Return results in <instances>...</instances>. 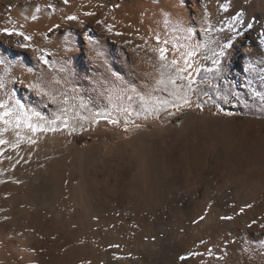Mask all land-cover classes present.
<instances>
[{"label":"bare ground","instance_id":"6f19581e","mask_svg":"<svg viewBox=\"0 0 264 264\" xmlns=\"http://www.w3.org/2000/svg\"><path fill=\"white\" fill-rule=\"evenodd\" d=\"M69 16L76 19L68 20ZM251 18L263 22H260L259 29L238 37L229 32L234 19L239 21L238 28L249 30L243 26L254 23ZM205 24L214 31L205 33ZM178 27L182 31L178 32ZM4 28L22 32L31 39L0 33V84L4 85L0 89V105L6 106L0 107V116L22 106L19 111L30 118L33 125L59 117L58 127L62 132L64 121L70 114L64 111L66 103L73 101L106 108L114 103L121 105L129 100V96L133 99L150 90V85L155 86L162 70L158 51H154L157 48L155 35L177 46L184 42L188 33L192 42L207 43L208 47L202 48L194 60L193 66H198L200 73L207 50L220 30H223L220 42L229 45L223 66L229 73L228 80L242 84L245 91L260 96L264 104V88L259 82L264 81V43L258 40L257 34L264 31V0H68L67 3L65 0H0V29ZM117 32L121 35H116ZM225 33L231 36L230 40H223ZM142 37L147 38V43ZM21 44L28 47H20ZM233 44L234 49L231 48ZM174 54H168V67L163 68L165 78L172 72L170 61ZM41 55L49 61L47 65L39 60ZM180 62L183 63L182 60ZM249 65L255 71H242ZM61 66L65 71H57ZM198 76L194 77L197 81ZM109 80L115 83L109 86ZM41 92H49L50 96H42ZM159 92L162 96L165 94L169 101L173 99L166 92ZM62 93L67 95L62 96ZM189 95L192 98L193 92ZM52 97H55V103L51 102ZM16 116L14 112L12 116L4 117L10 121L8 124L0 121V140L7 141L0 144L3 151L15 144L16 134L28 129L23 123L16 127ZM226 122L208 120L209 128L225 126ZM244 123L247 128L244 127L238 144L240 158L249 167L247 172H239L231 184L239 191V209L236 211H232L233 204L228 205L221 200L223 208L210 209L208 214L198 209L205 218L194 224L189 233L177 235L169 230L156 237L155 242L137 240L132 248L119 243L109 227L107 211L111 207L105 200L90 216L85 212L79 217L80 224L87 228V242L65 246L52 237L50 239L45 232L39 233V239H33V232L29 231L33 240L26 243L27 249L20 253L12 250L2 256L7 251L4 249L0 264H264V229L257 224L249 228L251 222L246 220L249 202L264 192V131H252L249 127L251 119L244 120ZM56 137L52 140L58 143ZM250 154L253 156L248 163L245 159ZM221 216L233 219L225 221L220 219ZM92 217L94 222L90 220ZM171 223L181 226L179 216H174ZM208 249L212 250L211 256ZM181 256L188 258L181 261Z\"/></svg>","mask_w":264,"mask_h":264},{"label":"rangeland","instance_id":"374dc122","mask_svg":"<svg viewBox=\"0 0 264 264\" xmlns=\"http://www.w3.org/2000/svg\"><path fill=\"white\" fill-rule=\"evenodd\" d=\"M251 19V30L263 24ZM248 32L244 29L240 34ZM218 33L210 48H216L215 41L221 40L223 30ZM257 34L264 43V31ZM210 48L191 98L195 104H203L202 110L185 107L170 116L169 112L176 109L169 103L166 111H154L169 99L159 91L149 96L150 89L108 108L66 103L64 111L70 114L62 132L33 134L23 129L21 134L19 130L21 135L16 136L23 139L16 137L9 150L0 149V256L4 249L7 253L2 256L12 250L25 251L26 243L39 239V233L44 232L65 246L87 242V228L80 224L79 217L85 212L90 216L105 200L111 207L106 215L109 227L119 243L132 248L137 240L155 242L169 230L177 235L189 233L194 221L204 216L199 210L208 214L223 208L224 203L233 204L232 211L239 209V193L231 184L249 167L240 158L239 137L248 119L252 120V131H264V104L260 96L228 80L229 73L223 67L225 55L219 57L223 61L217 66L212 63ZM213 81L215 88L210 86ZM259 82L264 88V81ZM97 114L119 123L114 125L105 119L96 123ZM209 119L227 122L209 128ZM51 121L37 125L47 128L52 126ZM248 156L245 161L249 163L253 155ZM259 195L249 202L251 207L246 212V220L257 225L264 224V192ZM174 216H179L181 226L171 223ZM90 220L94 222V217ZM29 231L33 232L32 240Z\"/></svg>","mask_w":264,"mask_h":264},{"label":"snow or ice","instance_id":"6c2138e0","mask_svg":"<svg viewBox=\"0 0 264 264\" xmlns=\"http://www.w3.org/2000/svg\"><path fill=\"white\" fill-rule=\"evenodd\" d=\"M68 0H65V3H67ZM38 10V9H37ZM204 11L202 10V16L204 15ZM32 19H36V17H32ZM68 20H75L76 17L74 16H69L67 17ZM239 24L238 20H233V24L232 26L229 28V32H232L234 35L236 36H240V33L243 29L238 28L237 25ZM244 28H248L249 31L251 30V25L245 24L243 26ZM108 30L111 32L112 28L111 26H109ZM178 32L182 31V29H180L179 27L176 29ZM204 31L205 33H209L211 31H214V29H210L208 27L207 24L204 25ZM0 33L5 34V35H16V36H22L24 38V40H30L31 38L27 35H25L22 32H18L15 31L14 29H8V28H4V29H0ZM116 35H121V33H115ZM191 34L188 33L187 35L184 36V42L182 44H180L179 46H177L176 43L168 40V39H164L163 37L159 36V35H155L154 39H155V44L157 46L156 49H154V51H158L159 54V61L160 64L162 66V70H161V78L159 80H157L155 86H151V92L148 93V95H152L153 93L157 92V91H163L166 92L168 94L169 97H172L173 99L171 101H164L161 103L159 108H155L154 111H161V110H167V106L169 103H171V106L174 107L176 109V112H169L170 116H174L177 113L181 112L185 107L191 108L193 106V100L191 99L189 93H192L195 91V89L193 88V85H197L198 86V81L196 79H194V77L196 75L199 74V67L197 66L196 68H194V60L196 58V56L200 53L202 48L208 47V44H200V43H196V42H192L191 38H190ZM142 39L145 40V43H147V38L146 37H142ZM231 39V36L228 35L227 33L224 34L223 36V40L224 41H228ZM216 44V48H219L220 51H216V48H210L209 50L212 53V63L213 64H219L220 60L219 57L225 55V53L229 50V45L227 43H221L220 41H215ZM20 47L26 48L28 47V45L25 44H21ZM257 47H259V45H257ZM231 48L234 49L235 45H231ZM35 51V49H34ZM170 52H174L175 54L172 56V59L170 61V64L172 66V72H170L167 76V78L164 77V72H163V68H167L168 67V54ZM179 57V59L177 58ZM39 60L41 61V63L47 65L49 63L48 60H46L44 58L43 55H41L39 57ZM183 61V63L181 64L180 61ZM0 63H2V61H0ZM57 71L63 72L65 71L64 66H61L59 69H57ZM217 71H219V69H217ZM242 71L251 73L253 71H255V69L249 65L248 68L246 69H242ZM264 78V77H262ZM105 79H108V77H105ZM115 83L114 80H109V86H111V84ZM213 88L216 87L215 85V81H213L212 85ZM4 87V85L0 84V89H2ZM31 87H35V85H32ZM249 87H251V85H249ZM186 89V91H185ZM133 91H135V89H133ZM40 95L42 96H50L49 92H41ZM66 93H62V96H66ZM129 100L132 99L131 96L128 97ZM52 103L56 102L55 97H52L51 99ZM66 102V101H65ZM208 101H204L203 103H207ZM195 106L197 108H200L202 110L203 108V104L201 102H196ZM0 107H6L5 105H0ZM22 108V106H17V108L13 109L12 111H5L3 116H0V121H3L5 124L10 123L9 120H4V117H10L13 115V113H17L16 119H15V124L16 127L19 128L21 126V124L23 123L24 126H26L28 129L31 130L32 133H36V132H44V131H51V132H56L59 129L58 126H56V119H59V117H57L56 119L51 121V125L50 127H41L40 125H33L30 122V118L25 117L22 112L19 111V109ZM137 115L139 116V113H137ZM98 118L95 120L96 123H99L100 119H105L107 120L108 123L111 124H118L119 121L116 119H112L111 117H105L103 114H97ZM68 124L67 121H64V127L67 128ZM7 130V129H5ZM125 131H127V128H125ZM19 139H23V137H19ZM7 143V141L4 140H0V144H4ZM18 146V145H17ZM17 183H19L17 181ZM210 207V206H209ZM248 207H251V205H248ZM241 213H243L244 209L241 208L240 209ZM205 217L201 216L199 217V220H203ZM221 220H225V221H229L232 220L233 217L231 216H221L220 217ZM198 221H194V223H198ZM254 224H256V221H252L251 224L248 225L249 228H251ZM259 227L261 229H264V224H260ZM147 239V238H146ZM154 239V238H153ZM115 247H119V245H115ZM208 254L211 256L212 255V250L208 249ZM188 257L186 256H181L179 257V259L181 261L186 260ZM221 257H217V259H220Z\"/></svg>","mask_w":264,"mask_h":264}]
</instances>
